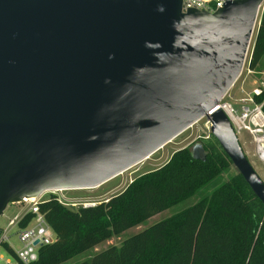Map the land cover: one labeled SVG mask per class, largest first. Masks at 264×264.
Segmentation results:
<instances>
[{"label": "water", "instance_id": "95a60500", "mask_svg": "<svg viewBox=\"0 0 264 264\" xmlns=\"http://www.w3.org/2000/svg\"><path fill=\"white\" fill-rule=\"evenodd\" d=\"M182 4L0 0V217L23 198L98 188L205 116L264 204L230 119L208 115L242 74L264 0ZM193 156L207 159L202 145Z\"/></svg>", "mask_w": 264, "mask_h": 264}, {"label": "trees", "instance_id": "16d2710c", "mask_svg": "<svg viewBox=\"0 0 264 264\" xmlns=\"http://www.w3.org/2000/svg\"><path fill=\"white\" fill-rule=\"evenodd\" d=\"M258 18L249 67L253 71L264 58V9ZM200 144L206 161L195 159L188 148L180 149L165 165L95 207L70 209L55 197L42 203L56 241L41 247L32 264H62L86 253L233 171L209 197L79 264H264V204L213 135H203ZM31 218L27 215L20 226L26 227Z\"/></svg>", "mask_w": 264, "mask_h": 264}, {"label": "rangeland", "instance_id": "374dc122", "mask_svg": "<svg viewBox=\"0 0 264 264\" xmlns=\"http://www.w3.org/2000/svg\"><path fill=\"white\" fill-rule=\"evenodd\" d=\"M262 10L263 7L261 11ZM258 21L252 38L246 64L243 69L244 75L237 80L235 86L232 88V90L229 91V93L227 94L224 100V102H231L233 105H238L236 106L237 109H240L242 106L246 105L240 102V99L246 98L248 97L249 94H251L252 90L255 88L254 82H256L258 84V87H260L262 85L261 83L264 81V58L259 64V67H257L254 71L252 70L253 74L251 76H247L248 69L250 67L251 54L253 52V47L255 43V37L259 25ZM244 80H245V84H243ZM242 84H243V90L238 89L240 88V86H242ZM229 95L230 96L235 95V100L230 99ZM207 134H209L207 119L204 118L200 120L197 124H195L193 127H191L190 129L186 130L184 133L179 135L176 139H174L172 142L167 144L164 148L157 151L150 158L132 167L131 169L125 171L121 175L113 178L112 180L106 182L100 187L94 189L73 190L67 192L66 195L79 203H83L87 201H91V202L107 201L110 198L123 192L127 188V186L131 184L138 177L165 165L169 161V159L171 158L174 152L183 148H188L193 153L194 148L197 145H201L200 139L202 138V136ZM239 142L249 162L251 163L256 173L260 176V178L264 182V163L260 162L259 159L257 158L253 137L247 131L244 130L239 135ZM233 173L234 171L231 172V174H225L221 178L214 180L207 187H205L200 192H198L194 197L152 217L147 222L126 231L120 237H114L109 241L103 242L100 245H98L96 248L86 253H83L79 256H76L62 264H79L83 261L90 260L97 253L104 251L111 246H118V247L121 246L123 241L126 240L127 238L143 231L144 229L152 226L153 224L158 223L161 220L167 219L183 211L184 209L198 203L199 201L205 199L206 197H209L212 194V192L222 183H224ZM48 198H50V195L46 194L44 195L43 200ZM77 208H79V206L70 207V209H77ZM22 211L23 210L21 206L9 205L6 211L4 212V215L0 217V226L7 225L9 218H13L16 215L21 214ZM16 231L17 230H15V232ZM12 242L16 248L20 247V243L18 242L17 237H13ZM1 253L3 255L4 260L3 262L0 261V264H4L5 260L10 259V256L4 252Z\"/></svg>", "mask_w": 264, "mask_h": 264}, {"label": "built area", "instance_id": "2783aa9c", "mask_svg": "<svg viewBox=\"0 0 264 264\" xmlns=\"http://www.w3.org/2000/svg\"><path fill=\"white\" fill-rule=\"evenodd\" d=\"M228 1L237 0H183L182 9L184 12H187L191 9H196L199 11L215 13L219 9H222ZM247 56L245 59V64ZM252 74L253 72L249 68L247 76H251ZM243 75L244 71H242L240 77H242ZM243 84H245V80ZM243 84L238 89L243 90ZM261 84L262 85L258 87V84L254 82L255 88L252 90L251 94H249L246 98L240 99V102L246 104L240 109L236 108V106L238 105H233L231 102H224V98L214 110L209 112L208 115L211 116L216 111L222 109L230 119L238 139L240 133L244 130L253 137L257 158L260 162L264 163V100L262 102H258V98L264 96V81ZM229 97L230 99L235 100V95H229ZM204 118L207 119L209 130V134H207L206 137H209L211 135V123L207 116H205ZM69 191L73 190L48 191L44 193L40 198H23L21 202L15 204L21 206L23 211L21 214H18L13 218H9L7 225L0 226V261L3 262L4 260L1 253L4 252L10 256V259L5 260L4 264H32L38 261L39 249L41 247L55 243V233L52 230L51 226L48 224L46 217L41 209V204L50 200L52 197H55L61 205L67 208L78 206H82L85 208L95 207L102 203L91 201L83 203L76 202L66 195V193ZM46 194L50 195V198L43 200V197ZM29 214L32 215L30 222L26 227H21L20 224ZM15 230L17 231L15 232ZM13 237H17V240L20 243L19 248H16L13 244ZM36 242H38L37 245L35 244Z\"/></svg>", "mask_w": 264, "mask_h": 264}]
</instances>
